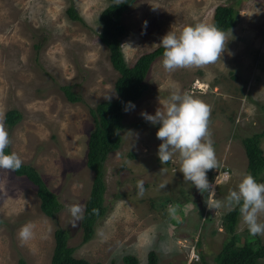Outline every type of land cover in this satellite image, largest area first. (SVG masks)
<instances>
[{
	"label": "rangeland",
	"instance_id": "rangeland-1",
	"mask_svg": "<svg viewBox=\"0 0 264 264\" xmlns=\"http://www.w3.org/2000/svg\"><path fill=\"white\" fill-rule=\"evenodd\" d=\"M106 4L0 0V119L8 109L20 113V120L6 128L10 152L38 172L60 204L54 218L44 215L35 186L0 169V264H18L19 259L23 264H50L55 228L66 231L74 257L100 264L111 259L122 264L126 254L146 264L151 250L157 264H215V254L231 235L239 244L244 239L262 242L264 235H250L240 213L232 233L227 232L222 219L229 209H208L204 194L184 181L175 157L161 164L156 137L160 125L142 113L154 115L175 89L210 106L209 127L221 167L207 171V179L217 174L215 198L224 200L247 172L241 138L264 129V0H135L121 13L126 33L120 47L130 65L158 46L171 28L210 23L217 4H231L237 11L234 25L225 31L231 36L221 63L169 73L162 56L151 62L144 80L147 90L132 103L134 108L123 110L119 147L103 163L104 214L95 220L91 238L81 241L79 222L72 227L69 206L84 205L92 183L93 172L85 165L93 124L87 106L115 96L116 72L98 39V14ZM68 7L80 20L67 16ZM61 85H71L80 101H67ZM260 148L264 154V136ZM28 222L34 225V237L22 244L18 232ZM192 245L195 262L188 261ZM257 261L264 264V257Z\"/></svg>",
	"mask_w": 264,
	"mask_h": 264
},
{
	"label": "trees",
	"instance_id": "trees-1",
	"mask_svg": "<svg viewBox=\"0 0 264 264\" xmlns=\"http://www.w3.org/2000/svg\"><path fill=\"white\" fill-rule=\"evenodd\" d=\"M107 4L98 14L100 30L99 41L108 51L110 66L116 72L113 81L115 96L110 100H100L93 106H87L92 118V129L86 140L85 165L93 172L92 183L88 196L84 201L82 219L79 221L81 228V241L86 242L93 234L95 220L102 216L105 206L102 204L104 191V160L108 152L119 147L120 134L123 128L121 123L122 112L127 107V102H135L147 90L144 81L151 62L158 56H162L163 48L156 46L137 56L134 62L127 65L124 61L120 41L125 35L126 29L121 23L120 15L135 0H106ZM70 19L80 20L72 7L65 10ZM236 9L231 4H217L213 8L211 22L221 30L227 31L236 20ZM37 48L38 45H35ZM65 99L70 102L80 101L79 95L71 89V85H61ZM20 120V113L16 109H8L3 114V122L7 129L12 128ZM264 129L241 138V143L246 157V171L251 173L258 182H264V154L260 148ZM6 154L11 153L10 148L5 149ZM16 176L25 177L35 186V194L38 197L39 210L48 217H55L60 208L56 195L45 185L38 172L30 165L23 164L19 170L12 171ZM97 211H93V210ZM239 215L238 207L228 210L222 219L226 231L232 233L234 223ZM68 235L62 228L53 231V247L50 254V264H100L89 262L83 258L72 255L73 247L66 244ZM264 257V240H243L240 244L234 239V235L222 242L215 254V264H258V259ZM18 264H23L21 259ZM109 264H115L111 259ZM122 264H137V259L132 254H126L122 258ZM146 264H157L154 251L147 252Z\"/></svg>",
	"mask_w": 264,
	"mask_h": 264
},
{
	"label": "clouds",
	"instance_id": "clouds-1",
	"mask_svg": "<svg viewBox=\"0 0 264 264\" xmlns=\"http://www.w3.org/2000/svg\"><path fill=\"white\" fill-rule=\"evenodd\" d=\"M144 25L147 26L146 21ZM230 36V30L225 32L214 23L197 22L182 25L176 30L171 28L157 44L163 48L162 66L165 71L171 73L181 68H203L221 63V56L226 50ZM125 45L134 49L131 43ZM105 99L110 100L111 95ZM134 107V104L127 102L125 110ZM210 112V106L199 97L175 89L163 102L162 109L158 108L154 115H142L151 124L160 125L156 137L161 141L157 151L161 164L173 161L175 157L184 181L191 182L201 194H208V209L227 207L233 210L238 207L241 220L249 234L264 235V220H261V216H264V182H258L251 173L244 172L241 173L237 186L229 189L224 200L215 198L214 185L207 179V171L216 170L221 164L213 147L214 141L209 127ZM10 144L9 133L0 119V169L17 171L23 161L16 152L6 154L5 149ZM69 211L73 217L71 225L76 227L77 222L82 219L84 205L72 204ZM170 213H175L171 206ZM33 237L34 225L31 222L22 225L18 232L20 242L24 244ZM192 246L194 251V245ZM196 260L198 258L188 261Z\"/></svg>",
	"mask_w": 264,
	"mask_h": 264
},
{
	"label": "built area",
	"instance_id": "built-area-1",
	"mask_svg": "<svg viewBox=\"0 0 264 264\" xmlns=\"http://www.w3.org/2000/svg\"><path fill=\"white\" fill-rule=\"evenodd\" d=\"M208 180H209L210 183H213L214 187H215V185L219 182V181H218V176H217V174H215V173L212 174V176H211L210 179H208ZM204 196H205V198H206L207 201H208V199H209L208 194H207V193H204ZM192 247H193V246H192ZM197 258H198V255L194 253L193 249H191V251H190V255H189V259H188V260H194V259H197Z\"/></svg>",
	"mask_w": 264,
	"mask_h": 264
},
{
	"label": "water",
	"instance_id": "water-1",
	"mask_svg": "<svg viewBox=\"0 0 264 264\" xmlns=\"http://www.w3.org/2000/svg\"><path fill=\"white\" fill-rule=\"evenodd\" d=\"M141 188V185H139L138 187H137V190H139ZM195 189H196V187H195ZM197 191H198V189H196Z\"/></svg>",
	"mask_w": 264,
	"mask_h": 264
}]
</instances>
